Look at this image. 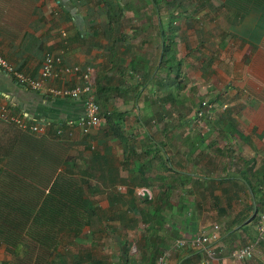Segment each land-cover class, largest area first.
<instances>
[{
    "label": "crops",
    "instance_id": "0c3cea01",
    "mask_svg": "<svg viewBox=\"0 0 264 264\" xmlns=\"http://www.w3.org/2000/svg\"><path fill=\"white\" fill-rule=\"evenodd\" d=\"M46 52L88 68L106 111L88 137L77 129L60 136L70 145L67 173L84 180L82 201L94 215L79 235L89 248L72 255L82 237L58 232L47 264H150V235L160 250L213 225L225 251L210 264H264V241L250 260L226 255L254 241L264 215V0H0V56L34 79ZM202 100L216 112L198 126ZM0 105L29 123L49 122V139L82 114L78 102L31 92L2 72ZM112 110L127 112L110 120ZM137 188L168 202L155 229L144 222L153 212L139 206ZM203 258L177 249L168 264ZM0 264H9L1 244Z\"/></svg>",
    "mask_w": 264,
    "mask_h": 264
},
{
    "label": "trees",
    "instance_id": "16d2710c",
    "mask_svg": "<svg viewBox=\"0 0 264 264\" xmlns=\"http://www.w3.org/2000/svg\"><path fill=\"white\" fill-rule=\"evenodd\" d=\"M246 11L238 10L240 15ZM163 54L164 51L161 57ZM101 89L96 82V98L103 96ZM104 110L101 113L100 109L101 117L106 116ZM126 112L112 110L109 119L120 120ZM69 149L70 145L60 137L36 138L0 121V244L9 264H47L57 244L58 232L66 231L74 237L89 226L94 212L91 204L82 201L84 180L67 173ZM73 165H69L72 170L77 168ZM91 169L94 175L95 169ZM149 200L144 205L153 214L144 222L155 229L153 221L158 224L162 221L160 212L168 208V203L155 204ZM255 218L256 213L250 221ZM150 238L146 240L154 251L149 262L154 264L158 254L169 245L158 250L161 242Z\"/></svg>",
    "mask_w": 264,
    "mask_h": 264
},
{
    "label": "built area",
    "instance_id": "2783aa9c",
    "mask_svg": "<svg viewBox=\"0 0 264 264\" xmlns=\"http://www.w3.org/2000/svg\"><path fill=\"white\" fill-rule=\"evenodd\" d=\"M61 35L62 37L64 36V34ZM0 72L8 75L16 83L24 86L31 92H43L51 98L69 99L80 104L82 109L81 117L76 121L68 120L65 123V131H63V125L54 127L53 133L55 138H59L63 134L71 137L72 130L74 129H77L81 136H87L91 131L97 130L102 125L100 108L97 104L96 94L94 93L95 86L88 68L82 70L78 66L64 65L60 54L46 52L43 54L38 75L34 79L16 72L1 56ZM72 79H76V82L70 86L54 87L45 85L50 81L65 82ZM225 107V105H222L219 109L223 111ZM215 112L213 103L202 100L194 111L195 124L201 126V122L206 118L210 119ZM0 121L22 132H28L36 138L45 136L46 130L51 127L49 122L43 120L29 123L25 118L11 114L4 105H0ZM134 196L141 202L149 200L151 197L149 192L144 188L135 189ZM255 228L257 236L254 241L228 251L226 255L229 259L246 261L252 258V250L255 244L264 241V215L257 217ZM177 249L203 254L204 258L200 261V264H210L213 259L219 257L225 251V247L221 243L219 228L213 225L208 231L200 232L194 237L175 240L167 250H162L158 254L155 263L168 264L170 251Z\"/></svg>",
    "mask_w": 264,
    "mask_h": 264
},
{
    "label": "rangeland",
    "instance_id": "374dc122",
    "mask_svg": "<svg viewBox=\"0 0 264 264\" xmlns=\"http://www.w3.org/2000/svg\"><path fill=\"white\" fill-rule=\"evenodd\" d=\"M92 78V77H91ZM128 88H131V87H128ZM63 130H65L64 128H63ZM154 136H155V139L157 140L158 138H157V136H156V134H154ZM157 143V142H156ZM121 187H113V188H110L109 190H110V192L111 193H114L115 195H118V194H121V193H123V192H126L124 189L122 190V191H120L119 189H120ZM139 201V206L141 205V204H144L145 202H141L140 200H138ZM160 201H163L164 203H168L167 202V200H164L163 198H159L157 201H155V204L156 203H159ZM140 229H146L145 227L143 228H140ZM80 237H82V240H81V242H79V243H76L75 245H73L72 244V251H71V254L72 255H74V253L75 252H77V250L78 251H82V250H87L88 248H89V246H88V242H90V238H88V240L87 241H85L84 239L86 238V237H84V234H83V236H79V238ZM65 242V239H64V237L62 236V239H61V242ZM67 247V244H65V247L64 248H66ZM125 247V246H124ZM95 251V250H94ZM132 254H134V253H131V250H130V255H132ZM72 257V256H71ZM71 257H69V256H67V258H71ZM132 257H133V255H132ZM73 258V257H72ZM131 258V257H130ZM71 262H72V260H71ZM140 264H145V262H139ZM138 264V263H137Z\"/></svg>",
    "mask_w": 264,
    "mask_h": 264
},
{
    "label": "clouds",
    "instance_id": "9594fccd",
    "mask_svg": "<svg viewBox=\"0 0 264 264\" xmlns=\"http://www.w3.org/2000/svg\"><path fill=\"white\" fill-rule=\"evenodd\" d=\"M63 45H65V44H63Z\"/></svg>",
    "mask_w": 264,
    "mask_h": 264
}]
</instances>
